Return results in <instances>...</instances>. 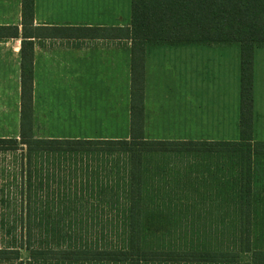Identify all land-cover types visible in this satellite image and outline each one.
<instances>
[{"label":"trees","instance_id":"16d2710c","mask_svg":"<svg viewBox=\"0 0 264 264\" xmlns=\"http://www.w3.org/2000/svg\"><path fill=\"white\" fill-rule=\"evenodd\" d=\"M23 15L33 21L34 0ZM126 36L143 51L239 44L240 140L147 139L136 85L129 139L37 138L30 59L20 137L0 138V264H264V143L253 136L264 0H132Z\"/></svg>","mask_w":264,"mask_h":264},{"label":"crops","instance_id":"0c3cea01","mask_svg":"<svg viewBox=\"0 0 264 264\" xmlns=\"http://www.w3.org/2000/svg\"><path fill=\"white\" fill-rule=\"evenodd\" d=\"M131 19L132 0H34L32 22L24 21L23 0H0V138L20 137L22 69L32 59L34 130L52 120L49 106H69V132L45 138L129 139L136 85L142 87L146 138L239 141L234 66L220 54L227 50L192 44L143 51L126 36ZM160 85L167 89L161 95ZM254 105L255 138L264 116Z\"/></svg>","mask_w":264,"mask_h":264},{"label":"rangeland","instance_id":"374dc122","mask_svg":"<svg viewBox=\"0 0 264 264\" xmlns=\"http://www.w3.org/2000/svg\"><path fill=\"white\" fill-rule=\"evenodd\" d=\"M125 12L126 10L123 9V15L125 14ZM207 47L216 48L217 50H220V51L227 50V52L220 53V54L224 57H225V54H227L226 55L227 60H230L233 63L234 77H235V80L233 81L234 86H235V92L233 93L234 94L233 107H234V116H235L234 138L238 139L240 137L239 136L240 135L239 117H240V112H241V86H240V66H239L241 64L240 45L239 44H232V45H227V46L208 45ZM253 68H254L253 99L255 103L254 113L256 111L257 116L258 115L264 116V48H260L256 51L255 56H254ZM59 82H63V81H59ZM174 83H175L174 88L176 89L177 88L176 81ZM156 89L160 90V95H161V92H164L167 90L165 88H162L161 85L158 86V88ZM163 98L167 99L166 97H163ZM49 107L51 111H53V115L49 116V118L52 120H49L48 125L47 123L46 125L40 124L39 127L36 129V131L34 130V125H33V135L37 138H45L44 135H47V134L62 135V134H66L67 132H69V127L66 126V122H65V118H66L67 110L69 106L52 105ZM254 139L256 142L264 143V118L263 117H262V121L261 122L259 121V124L257 125V127L255 125V138ZM254 187L256 189H259L262 192V195L264 198V158L256 161Z\"/></svg>","mask_w":264,"mask_h":264}]
</instances>
